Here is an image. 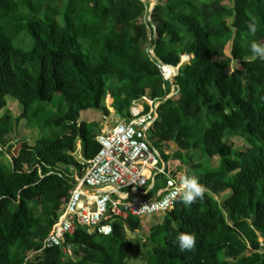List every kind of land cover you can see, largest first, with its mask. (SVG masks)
I'll return each mask as SVG.
<instances>
[{"label":"trees","instance_id":"obj_1","mask_svg":"<svg viewBox=\"0 0 264 264\" xmlns=\"http://www.w3.org/2000/svg\"><path fill=\"white\" fill-rule=\"evenodd\" d=\"M86 1V7L80 6ZM19 7L17 0H0V21ZM149 9L150 2L143 0H66L64 23L55 18L58 10L27 23L35 39L31 51L16 48L0 22V112L10 95L23 105L26 119L37 101L52 102L56 93L68 104L46 123L60 128L56 138L43 136L35 145L18 141L12 166L0 164V264H132L128 256L143 238L137 233L138 217L116 220L111 236L78 226L64 244L73 256L60 246L42 249L43 241L74 187V170L82 176L84 161L101 148L99 125L80 121L81 112L96 109L109 115V94L121 118H128L133 102L147 94L163 101L172 84L157 59L178 66L186 54L192 59L173 78L179 97L160 104L150 140L165 161L169 142L178 146L177 158L202 143L203 153L220 164L199 175L196 166H187L207 189L204 199L190 207L178 199L151 227L139 244L145 247L146 264H264V60L250 49L252 41L264 44V0H158L150 16L155 29L149 20H140ZM250 17L257 21L255 35L248 29ZM85 43L103 48L100 61L83 51ZM155 45L157 59L149 51ZM234 60L240 65L230 70ZM36 61L37 78L27 67ZM205 108L213 119L210 126L201 124ZM12 122L8 115L0 119L7 128H0L2 135ZM229 136L243 137L251 147L234 158L233 145L225 141ZM228 190L222 208L215 196ZM126 227L137 237L129 238ZM181 232L195 234V251L178 250L173 241Z\"/></svg>","mask_w":264,"mask_h":264},{"label":"built area","instance_id":"obj_2","mask_svg":"<svg viewBox=\"0 0 264 264\" xmlns=\"http://www.w3.org/2000/svg\"><path fill=\"white\" fill-rule=\"evenodd\" d=\"M160 104L159 99H152L147 94L133 102L128 118L117 120L97 135L100 151L92 160L84 161L87 167L82 176L75 174V185L58 220L43 241L42 249L60 246L70 254L72 248L64 246L65 239L78 226H94L98 234L111 236L116 220L163 215L174 208L179 196L172 198L171 194L178 187L179 179L159 166L162 155L158 149L153 150L148 141V132L159 119ZM78 158L82 159V156L79 154ZM149 169L153 170L150 173L154 178L165 176L164 188L155 197L145 192L137 193L138 189L147 186ZM87 188L96 192L89 193ZM165 198H169L167 206L151 208L152 204H160ZM145 204L149 205L147 209L143 207ZM107 225L113 230L106 235L101 229Z\"/></svg>","mask_w":264,"mask_h":264},{"label":"rangeland","instance_id":"obj_3","mask_svg":"<svg viewBox=\"0 0 264 264\" xmlns=\"http://www.w3.org/2000/svg\"><path fill=\"white\" fill-rule=\"evenodd\" d=\"M143 1H149L150 6L152 4V0H143ZM19 3L20 10L18 9L15 13L10 14L8 17L0 21L2 24H4L6 32L9 36H11L14 46L16 48L22 49L23 51H31L35 46V39L32 36V34L27 30V23L32 19L37 18H45L49 15H55L56 11L58 14L55 15V18L60 22L64 23V10L62 11L63 4L66 3V0H17ZM87 1L80 3V6L86 7ZM226 6L228 8L233 7L232 2H225ZM141 21L149 20V16L141 17ZM139 20V21H140ZM228 25L232 24V19L227 18ZM150 35V33H148ZM151 47V46H150ZM152 48H149L151 51ZM83 51L89 55V57L95 61H100V58L102 56L103 48L97 47L96 49H90V44L85 43L83 46ZM226 52L228 55H231V43H229L226 46ZM191 58V56H189ZM190 58L185 59L184 56L181 58V62L188 63L190 62ZM240 65V61H232L230 70H233L234 68L238 67ZM27 67L30 69V71L33 73L35 78L38 77L39 71H40V64L38 61L31 64L29 63ZM164 67L162 66V71H164ZM172 77V76H171ZM174 78V77H173ZM173 98H178L179 94L177 93V88H174L172 86V92ZM110 96V95H109ZM108 96V97H109ZM107 97V98H108ZM8 105L6 108H4L0 112V119L4 115H8L12 118V126L9 128L7 132H5L4 135H2V130H6V124L0 123V164L2 163L5 167L9 168L12 166L11 164V158L14 155V150L16 147V144L18 141H24L26 140L30 145H35V142L40 139L41 137H45L47 139H53L58 136V133L60 132V128L57 126L49 127L46 125L47 122H49L52 117L63 113L67 110L68 104L64 97L56 93L54 95V99L52 102H40L37 101L32 109V113L30 112L29 116L30 119H26L23 117L24 113V107L23 105L13 96L7 97ZM41 105L44 107V110L41 108ZM38 113L34 115L35 112ZM207 108L203 111L202 114V121L201 124H204L206 126H210L213 119L209 118L208 115H206ZM34 118V119H33ZM17 119V120H16ZM29 121L31 122V126ZM105 127V125H101V127ZM46 128H48L46 130ZM46 130V131H45ZM46 132V135H44ZM49 132V136L47 134ZM149 137H151V131L148 132ZM195 140H199L200 137H195ZM225 141H227L229 144L233 145L234 148V158H237L236 154H239L240 152L246 151L249 147H251V144L243 137L238 136H229L225 138ZM168 146H164V150H168L169 158L176 159L177 156L173 155L174 150L177 151L178 147L172 143L169 142ZM175 147V149H173ZM8 152V153H7ZM179 160H181L183 163L188 162V165H184L176 170L175 176L180 175L184 169H188L189 166H196L195 172H197V175H199L203 171L207 170H213L215 169L219 164L220 161L217 159H214L213 162L210 161V158L203 153V145L200 144L199 148L192 149L189 152V155H186L185 153L182 155H179ZM214 162L215 165H214ZM163 163V160L161 159V164ZM188 166V167H187ZM150 171V169H149ZM181 172V173H180ZM231 194V190H228L227 192L222 193L217 198L220 200V204L222 208L224 207V201L225 199ZM216 197V196H215ZM148 218V217H146ZM159 220H162V217L160 216H153L149 217V221L145 220V222H142L143 226L140 227V229L137 232H140L142 234L143 238H139L136 241V244L134 245V251L128 256V260L132 264H146V256H145V247L142 244L143 241H145L149 237L150 229L152 225L155 223H159ZM134 238V237H130ZM139 245V247H137ZM70 256H73L72 254H69Z\"/></svg>","mask_w":264,"mask_h":264},{"label":"clouds","instance_id":"obj_4","mask_svg":"<svg viewBox=\"0 0 264 264\" xmlns=\"http://www.w3.org/2000/svg\"><path fill=\"white\" fill-rule=\"evenodd\" d=\"M257 28L258 25L255 17H250L248 23L249 32L255 35L257 32ZM250 49L254 57L259 58L260 60H264V44L252 41L250 44ZM183 56L187 57V59L190 58L188 54ZM192 57L190 58V60L192 59ZM206 191L207 189L205 188V186L199 182L198 176L194 172H192L191 169L186 168L179 175V185L171 195L172 198L179 196L181 203L186 207H190L198 200H203ZM168 202L169 198H165V200L160 204H152L151 208L156 209L165 207L167 206ZM143 207L147 209L149 205L145 204ZM112 230L113 229L110 225H107L101 229V231L106 235L111 233ZM173 243L176 244L178 250L181 253L193 252L196 248L197 239L195 234L181 232L178 236L175 237Z\"/></svg>","mask_w":264,"mask_h":264},{"label":"crops","instance_id":"obj_5","mask_svg":"<svg viewBox=\"0 0 264 264\" xmlns=\"http://www.w3.org/2000/svg\"><path fill=\"white\" fill-rule=\"evenodd\" d=\"M110 95V94H109ZM108 95V96H109ZM113 102V99L111 97V95L106 99V103L111 111V113L107 116H105L100 110H96V109H89V110H85V111H82L81 112V117H80V121H86L88 123H95V124H98L99 125V130L102 131L104 130L105 128H107L108 126H111L113 125L117 120L121 119V117H119L115 110L111 107V104ZM101 125H105V127H101ZM169 145V144H168ZM176 145V144H175ZM177 146V145H176ZM178 147V146H177ZM173 149H175V147H173ZM81 150H82V144L81 142H78V152H77V156L80 154L81 155ZM178 150V149H177ZM174 154L173 155H176L177 154V151L174 150ZM165 153L167 154L168 153V150L165 149ZM162 159V158H161ZM163 160V163L161 164L160 163V167L165 171V172H168V173H172V174H175L176 173V170L177 169H180L183 164L181 162V160H179V158H176V159H171V160H168V162H166L164 159ZM216 162H214V165H215ZM153 171L150 169L149 171V174H150V177H149V181H148V184L146 187H144L143 189H141L140 191L141 192H145V193H148L150 190H154L155 193L153 195H151L152 197H155L157 196V194L164 188V185H165V176L162 177L161 179H158L157 178H154L153 174H151L150 172ZM181 173V172H180ZM77 174L78 175V171L74 170V175ZM178 179H179V175L176 176ZM89 193H93V192H96V190H93V189H90V188H87L86 189ZM227 192V191H226ZM219 195H217L216 197H218ZM219 199V198H218ZM156 216H160V218L163 216L162 215H156ZM153 217V216H152ZM145 220L149 221V217L148 218H143L142 219V222H145ZM160 222V220H159ZM157 224V223H155ZM154 224V225H155ZM141 226H143V224H141ZM153 226V225H152ZM139 234H141L140 232H137ZM72 252H73V249H72ZM72 252L70 254H72ZM75 257V256H74Z\"/></svg>","mask_w":264,"mask_h":264},{"label":"water","instance_id":"obj_6","mask_svg":"<svg viewBox=\"0 0 264 264\" xmlns=\"http://www.w3.org/2000/svg\"><path fill=\"white\" fill-rule=\"evenodd\" d=\"M157 4H158V0H152V4H151V6H150L149 13H148L149 21H150L151 26L153 27V29H155V25H154V23L151 21L150 16H151L152 11L154 10V8H155V6H156ZM154 39L156 40V36H154ZM155 47H156V45L151 49V52H150L153 58H156L155 53H154V49H155ZM189 56L192 57V55H189ZM156 59H157V58H156ZM157 64H158V67L161 69V71H162V66H163V65H164V66L174 67V68H175V73H174V76H173V77H175V76L178 75L179 70H180V67H181L184 63L181 62L178 66H173V65L166 64V63H164V62H162V61H160V60L157 59ZM162 75L164 76V78H165L166 80H168V81L171 82V84H172V86H174V88H177V92L180 90V87L177 86L176 83L173 81V77H167V76L163 73V71H162ZM172 96H173V93H170V94H169V95H168L163 101H161V103L166 102V101H167L168 99H170ZM100 132H101V131L98 129V134H99ZM148 141H149V144H150L151 148H152L153 150H156V147H155L154 144L151 142V140L148 139ZM121 159L124 160L125 158H124V157H121ZM162 159H163V158H162ZM127 164H130V162L127 161ZM71 183H72V185H75L74 182H71ZM118 193H119V191H116V194H118ZM137 193H138V194H142L141 191H140V189L137 190ZM88 231H89V233H91V234L95 233V227H94V226L89 227ZM126 232H127V235H128L129 238H130V237H134V238L137 237V234L132 233V231H131L128 227H126Z\"/></svg>","mask_w":264,"mask_h":264},{"label":"bare ground","instance_id":"obj_7","mask_svg":"<svg viewBox=\"0 0 264 264\" xmlns=\"http://www.w3.org/2000/svg\"><path fill=\"white\" fill-rule=\"evenodd\" d=\"M185 59H187V57H184ZM164 66V65H163ZM164 71H165V75L167 77H173L174 76V73H175V68L174 67H170V66H166L164 67Z\"/></svg>","mask_w":264,"mask_h":264}]
</instances>
